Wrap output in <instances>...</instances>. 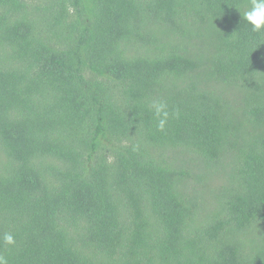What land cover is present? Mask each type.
I'll list each match as a JSON object with an SVG mask.
<instances>
[{
    "label": "trees",
    "instance_id": "trees-1",
    "mask_svg": "<svg viewBox=\"0 0 264 264\" xmlns=\"http://www.w3.org/2000/svg\"><path fill=\"white\" fill-rule=\"evenodd\" d=\"M249 7L0 0L6 264H264V31Z\"/></svg>",
    "mask_w": 264,
    "mask_h": 264
},
{
    "label": "clouds",
    "instance_id": "clouds-1",
    "mask_svg": "<svg viewBox=\"0 0 264 264\" xmlns=\"http://www.w3.org/2000/svg\"><path fill=\"white\" fill-rule=\"evenodd\" d=\"M242 18L250 25L253 32L264 31V0H250V7L242 12ZM156 114L160 115L163 112L165 105L162 103H154ZM167 116V113H163ZM165 120L159 121V128L163 129ZM4 241L8 244L14 243V237L10 233H6L3 237ZM0 264H6V261L0 257Z\"/></svg>",
    "mask_w": 264,
    "mask_h": 264
}]
</instances>
